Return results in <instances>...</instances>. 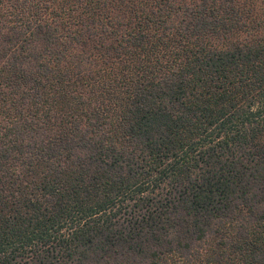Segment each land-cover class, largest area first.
<instances>
[{
  "label": "trees",
  "instance_id": "trees-1",
  "mask_svg": "<svg viewBox=\"0 0 264 264\" xmlns=\"http://www.w3.org/2000/svg\"><path fill=\"white\" fill-rule=\"evenodd\" d=\"M0 264H264V0H0Z\"/></svg>",
  "mask_w": 264,
  "mask_h": 264
}]
</instances>
